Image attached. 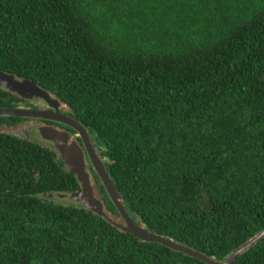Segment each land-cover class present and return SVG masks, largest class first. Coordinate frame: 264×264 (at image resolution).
Returning a JSON list of instances; mask_svg holds the SVG:
<instances>
[{"label": "trees", "instance_id": "1", "mask_svg": "<svg viewBox=\"0 0 264 264\" xmlns=\"http://www.w3.org/2000/svg\"><path fill=\"white\" fill-rule=\"evenodd\" d=\"M0 72L85 128L147 231L222 263L264 229V0H0ZM79 190L52 148L0 132V264H204L49 197ZM232 264H264V239Z\"/></svg>", "mask_w": 264, "mask_h": 264}, {"label": "water", "instance_id": "2", "mask_svg": "<svg viewBox=\"0 0 264 264\" xmlns=\"http://www.w3.org/2000/svg\"><path fill=\"white\" fill-rule=\"evenodd\" d=\"M0 76L2 77L0 82L8 91L25 99H42L55 109L54 112L19 108L0 109V117L38 118L59 123L73 130L75 137L81 142V145H78L73 138L68 135V133L57 131L52 127L39 129V134L42 140L52 143V149L59 154V158L64 163L66 169L75 176L80 185L79 191L69 195L57 194V197H68L70 201L79 204L83 208L101 217H104L116 227L131 234L141 242L160 244L175 252L200 260L204 264H232L238 256L242 255L244 252L264 239L263 229L247 242L236 248L226 261L219 263L187 247L179 245L171 239L164 238L147 231L142 224L135 223L128 215L124 201L110 181L103 166V162L98 158L94 144L85 128L73 118L65 114H61L58 109L62 108L63 105H60L57 99L48 92L40 90L30 81H19L15 79L14 76L6 75L2 72H0ZM86 159L101 182V185L104 187L117 212V215L110 216L105 212L103 204L99 199L98 189L96 185L92 184L89 173L86 171ZM116 219H118V222L115 221Z\"/></svg>", "mask_w": 264, "mask_h": 264}, {"label": "flooded vegetation", "instance_id": "3", "mask_svg": "<svg viewBox=\"0 0 264 264\" xmlns=\"http://www.w3.org/2000/svg\"><path fill=\"white\" fill-rule=\"evenodd\" d=\"M3 88V87H2ZM15 96L19 99V103L16 105V108L19 109H30V110H43V111H50V112H54L55 109L53 106L47 104L45 101L41 100V99H25L22 98L20 96H18L17 94H15ZM58 111L61 114H65L66 115V110L63 108H59ZM19 119L16 120H7V121H3L1 123V133H7L10 134L12 137H16L17 139H24L27 140L29 142L38 144L40 146H44L47 148H52V143L42 140V138L40 137L39 134V129L40 128H48V127H52L53 129L60 131V132H65L68 133V135L70 137L73 138V140L78 144L81 145V142L79 141L78 138L75 137L74 133L71 132V130L66 127L65 125L59 124V123H55L52 121H46V120H42V119H38V118H25V119H21L20 117H18ZM36 135L33 136V138H30V135ZM35 138H37L40 143L36 142ZM88 170L87 168V164H86V171ZM90 176V174H89ZM91 181L93 180L90 176Z\"/></svg>", "mask_w": 264, "mask_h": 264}, {"label": "rangeland", "instance_id": "4", "mask_svg": "<svg viewBox=\"0 0 264 264\" xmlns=\"http://www.w3.org/2000/svg\"><path fill=\"white\" fill-rule=\"evenodd\" d=\"M1 79H2V77L0 76V80H1ZM0 87L5 88L4 85H3L1 82H0ZM5 89H6V88H5ZM31 99H32V98H31ZM31 99H30V100H31ZM41 100H42V99H41ZM33 136L36 137V135L31 134V135H30V138L32 139ZM35 140H36V142L40 143V141H39L37 138H35ZM46 147H47V146H46ZM49 197L51 198V200H54L56 203L64 204V205H73V202L70 201V200L68 199V197H57L56 195L49 196ZM115 221L118 222V219H116Z\"/></svg>", "mask_w": 264, "mask_h": 264}]
</instances>
